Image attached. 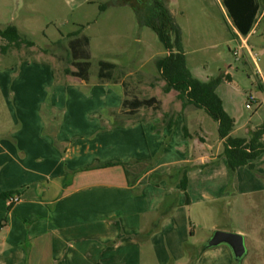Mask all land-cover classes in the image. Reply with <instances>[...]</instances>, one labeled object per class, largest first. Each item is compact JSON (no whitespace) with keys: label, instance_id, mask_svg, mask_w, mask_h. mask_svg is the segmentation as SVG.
<instances>
[{"label":"crops","instance_id":"1","mask_svg":"<svg viewBox=\"0 0 264 264\" xmlns=\"http://www.w3.org/2000/svg\"><path fill=\"white\" fill-rule=\"evenodd\" d=\"M62 1L72 11L99 2ZM105 1L112 0L100 2ZM114 6L134 11L122 1ZM10 57L9 50L0 51V194L15 192L21 201L10 206L0 199V264H144L145 255L154 252H163L166 264H182L197 225L206 234L217 227H211L214 205L230 199L235 173L224 156V141L210 145L201 109L181 101L179 111L186 107V115L174 124L171 116L123 120L121 112L135 117L142 109L128 114L123 107L128 91L118 77L90 83L71 74L77 70L59 77L53 64H17ZM174 139L179 158L156 162ZM217 167H223V180ZM258 177L264 184V168ZM236 190L241 191L240 180ZM171 199L172 213L146 237ZM219 247L230 264L231 250Z\"/></svg>","mask_w":264,"mask_h":264},{"label":"rangeland","instance_id":"2","mask_svg":"<svg viewBox=\"0 0 264 264\" xmlns=\"http://www.w3.org/2000/svg\"><path fill=\"white\" fill-rule=\"evenodd\" d=\"M100 1L72 11L62 0H0V29L17 24L26 38L36 45V49L26 45L20 49L10 47V62L20 64V61L31 60L50 63L59 77H65L69 71L77 70L73 65L76 60L70 42L86 37L89 39L85 48L90 54V83L99 80L100 62L112 63L117 67L114 78L118 77L125 83L127 99L156 96L164 104L158 110L142 108V114L135 117L127 116L123 111L121 119H166L171 116L173 123L179 120L180 114L185 116L186 107L179 111L183 105L176 91L172 94L164 92L166 82L157 68V60L168 54L166 48L151 28L140 26L131 7L114 6L118 1L142 6L150 0H112L104 4ZM164 1L182 30L187 67L193 78L206 82L222 76L224 82L217 93L225 111L235 120L236 137L255 134L264 126V0H259L262 9L253 35L249 39L242 37L246 46L236 34L222 0ZM102 6L108 10L104 12ZM7 44L0 38V48ZM236 51L238 55H235ZM41 53L44 56L37 57ZM84 61L80 59L77 62ZM252 96L254 101L248 109L246 105ZM199 114L209 133L210 145L215 148L220 141L218 123L204 110ZM178 146L177 139L169 142L167 155L162 156L160 151L156 162L179 158L178 151L174 150ZM252 164L258 167H241L239 175L235 174L239 169L231 175V197L215 203L216 214L211 227H217L208 233L210 237L215 231L242 234L248 250L242 264H264V184L258 177L264 168V154ZM222 168L217 167L215 171L223 180ZM239 180L240 193L236 190ZM195 230L197 237L189 241V250L185 252L187 258L182 264H197L206 251L209 253L201 264H227L219 249L221 247L203 251L206 242L201 240L208 233L203 232L199 225ZM154 253L157 257L153 253L150 258L145 255L144 264H166L163 252ZM168 264L176 263L170 260ZM230 264H237L233 255Z\"/></svg>","mask_w":264,"mask_h":264},{"label":"trees","instance_id":"3","mask_svg":"<svg viewBox=\"0 0 264 264\" xmlns=\"http://www.w3.org/2000/svg\"><path fill=\"white\" fill-rule=\"evenodd\" d=\"M234 28L243 37H248L254 30L261 11L259 0H222ZM137 16L140 26L151 28L158 36L160 42L167 50V56L157 60V68L161 72L166 85L164 92H178V98L183 105H193L204 110L219 125V138L224 141V156L233 172L241 167L254 169L255 161L264 154V126L252 134L250 139L233 137L235 120L227 114L223 101L217 93L218 88L224 82L222 76L203 82L194 79L187 67L186 54L183 45V36L180 26L176 23L173 14L164 0H150L148 3L138 6L129 3ZM76 35V34H75ZM0 38L7 41V45L1 48L6 53L10 47L16 49L26 45L34 46V42L28 40L16 27L9 26L0 29ZM74 60L73 65L77 71L73 76L89 80L91 64L88 61L90 54L85 47L89 45L88 38L74 39L71 42ZM85 59L84 62H77ZM98 78L100 82L112 81L116 66L108 62L99 63ZM123 107L128 109L129 115H135L142 108L160 109L161 102L155 98L125 100ZM172 121V120H171ZM174 124V122L172 123ZM171 124V126H172ZM186 136L189 135L186 126L183 127ZM112 164H104L111 166ZM181 188L187 190V177H183ZM15 192L0 194V199H9ZM174 199L169 200L159 211V216L154 226L147 232L146 237H151L159 229L162 220L169 216L174 209ZM206 250V246L203 247Z\"/></svg>","mask_w":264,"mask_h":264},{"label":"water","instance_id":"4","mask_svg":"<svg viewBox=\"0 0 264 264\" xmlns=\"http://www.w3.org/2000/svg\"><path fill=\"white\" fill-rule=\"evenodd\" d=\"M219 246H227L231 250L237 264H242L248 254L246 240L242 234L215 231L206 242V248L212 249Z\"/></svg>","mask_w":264,"mask_h":264},{"label":"built area","instance_id":"5","mask_svg":"<svg viewBox=\"0 0 264 264\" xmlns=\"http://www.w3.org/2000/svg\"><path fill=\"white\" fill-rule=\"evenodd\" d=\"M235 55H238L237 51L235 52ZM253 101H254V97L252 96L251 102L247 103V105H246L248 109H251ZM20 201H21V197L19 195H13L11 198L8 199L10 206L16 205Z\"/></svg>","mask_w":264,"mask_h":264}]
</instances>
